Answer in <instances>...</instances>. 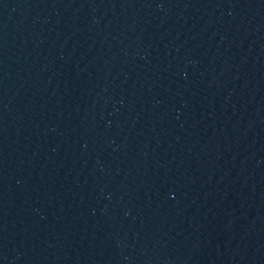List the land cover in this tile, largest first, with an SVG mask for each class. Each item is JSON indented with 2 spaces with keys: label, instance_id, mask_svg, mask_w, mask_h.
Instances as JSON below:
<instances>
[{
  "label": "water",
  "instance_id": "95a60500",
  "mask_svg": "<svg viewBox=\"0 0 264 264\" xmlns=\"http://www.w3.org/2000/svg\"><path fill=\"white\" fill-rule=\"evenodd\" d=\"M0 264H264V0H0Z\"/></svg>",
  "mask_w": 264,
  "mask_h": 264
}]
</instances>
